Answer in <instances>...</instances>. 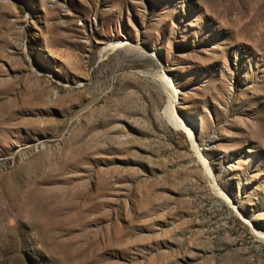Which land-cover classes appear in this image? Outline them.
I'll return each mask as SVG.
<instances>
[{"label":"rangeland","instance_id":"obj_1","mask_svg":"<svg viewBox=\"0 0 264 264\" xmlns=\"http://www.w3.org/2000/svg\"><path fill=\"white\" fill-rule=\"evenodd\" d=\"M0 264H264V0H0Z\"/></svg>","mask_w":264,"mask_h":264},{"label":"bare ground","instance_id":"obj_2","mask_svg":"<svg viewBox=\"0 0 264 264\" xmlns=\"http://www.w3.org/2000/svg\"><path fill=\"white\" fill-rule=\"evenodd\" d=\"M161 82L163 83L164 91L166 92V94L169 95V98H170L169 103L165 109L167 110L166 114H168L170 119L174 121L175 124L177 125L181 124V122L178 120V117L175 114V106L177 103L176 93L173 90H171L169 84L166 82V79L164 77L161 78Z\"/></svg>","mask_w":264,"mask_h":264}]
</instances>
